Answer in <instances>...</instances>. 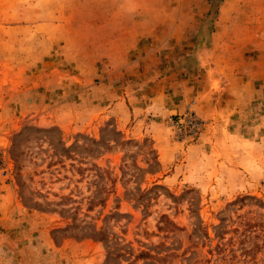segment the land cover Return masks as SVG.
Masks as SVG:
<instances>
[{"label":"rangeland","instance_id":"obj_1","mask_svg":"<svg viewBox=\"0 0 264 264\" xmlns=\"http://www.w3.org/2000/svg\"><path fill=\"white\" fill-rule=\"evenodd\" d=\"M77 1L0 0V189L18 202L0 209V264H264V86L225 118L202 116L183 90L219 71L212 34L234 7L221 18L229 0H130L135 36L161 20L141 46L164 53L152 64L132 35L131 55L96 62ZM124 25L107 23L101 43L119 49ZM247 52L239 76L258 58ZM143 88L166 92L169 114L137 134L116 113ZM155 137L176 145L167 167Z\"/></svg>","mask_w":264,"mask_h":264},{"label":"crops","instance_id":"obj_2","mask_svg":"<svg viewBox=\"0 0 264 264\" xmlns=\"http://www.w3.org/2000/svg\"><path fill=\"white\" fill-rule=\"evenodd\" d=\"M130 4V0H78L77 3H74L76 11L72 17L73 20H77L78 18L81 20L82 17L91 23H95L94 29L89 31L85 37V46H87L88 50L85 51V53L96 54V62L103 59V57H99L98 54L105 55L104 50H106L107 54H119L120 56L131 55L133 50V47H130L132 35L134 39H139L135 44H139L142 41L144 43L151 37L157 40L161 38L160 35L156 36L160 27L159 23L161 22V20L158 19H156V27L151 34L149 32L143 33L142 30L141 33L135 36L133 27H135L136 23L135 21L133 23V20H136V15L134 16V13H130L125 9ZM228 6H231V8L234 7V10H229ZM228 10L234 12L233 15H231L234 21L231 24H229V22L223 24L220 19L219 22L221 27L217 26L218 28L212 34L213 42L211 47L213 53L218 54L220 57L223 56L218 60L220 67L219 71L213 73L212 71L214 69L211 72L209 70V72H206L203 76V81H201V83L198 79H195V81L189 80L190 82L185 80L183 83V90H186L189 86V91L196 93V103L202 116L216 117L217 115L221 118L231 117L235 111H239L243 108L242 104L245 103L246 100H254V90L256 87L259 88L260 86H264V82H261L262 84L260 85L259 81L256 80V78H260L261 76L264 77V64L261 65V63L258 62L260 55H263L262 57L264 58V0H229L221 9V18L224 12ZM114 22L125 24L123 28L120 29L121 32H123L121 33V38L124 44L120 45L119 49L116 51H113L115 46H110L107 45L105 41H102V43L100 41L103 38L100 32L102 33L108 28L106 26L107 23ZM95 32L98 33V37L94 35L96 42L93 43L90 41V38L93 36L91 33ZM101 44L103 47L100 46ZM138 47L143 48V54H152L153 58H151V60L155 58L152 64L157 62L158 55L164 53L159 47L149 48L145 47L144 44L141 46V43ZM247 51H251V54L257 55L258 58L256 59L255 56H252L251 64H248L245 70L247 74L245 76H239V71H236L235 65H232V63L243 61L245 54L249 53ZM223 60L231 62L225 65V61ZM103 61L106 60L103 59ZM102 65H104V62H102ZM147 68V66L143 67V69ZM162 80L164 81L167 79L163 78ZM147 90L148 89L143 88V93L136 90L127 93L134 107L132 109L130 108L129 111L123 110L120 113L114 112L117 114L119 126H124V124L134 116L133 121L135 123L133 125L131 124L130 129L132 128V131L137 134L144 133V131L156 130V125H152L153 127L149 130L150 124L145 126L147 123L145 119L153 111L160 112L158 110H161L164 116L169 114V109L166 108L168 106L166 104V92L157 89L156 92L151 95ZM242 90L251 91L252 95L250 93L248 94L251 95V99L239 95V91ZM234 91L236 93H234ZM260 94L261 93H259V95ZM142 96L143 104L140 103L142 102ZM148 96L152 97V100L148 101ZM155 138L157 140L156 148L158 149L161 164L163 167H167L175 158L177 151L175 150L176 145H170L168 142H163L158 137ZM170 178L171 175H167L161 182L167 181ZM0 187H2L1 184ZM15 201L16 200L13 199L7 188L4 190L0 189V209H17L18 202L16 201L15 203Z\"/></svg>","mask_w":264,"mask_h":264},{"label":"built area","instance_id":"obj_3","mask_svg":"<svg viewBox=\"0 0 264 264\" xmlns=\"http://www.w3.org/2000/svg\"><path fill=\"white\" fill-rule=\"evenodd\" d=\"M181 123L185 122L190 128L191 131L194 133L200 126L199 119L193 114L189 113L184 117V119L180 120Z\"/></svg>","mask_w":264,"mask_h":264}]
</instances>
